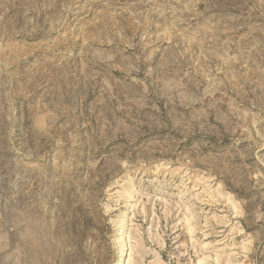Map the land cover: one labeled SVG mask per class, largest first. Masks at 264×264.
I'll return each mask as SVG.
<instances>
[{"label": "rangeland", "instance_id": "1", "mask_svg": "<svg viewBox=\"0 0 264 264\" xmlns=\"http://www.w3.org/2000/svg\"><path fill=\"white\" fill-rule=\"evenodd\" d=\"M0 264H264V0H0Z\"/></svg>", "mask_w": 264, "mask_h": 264}]
</instances>
